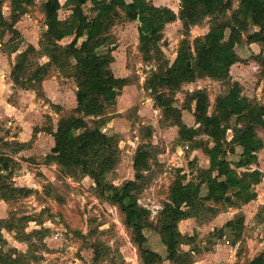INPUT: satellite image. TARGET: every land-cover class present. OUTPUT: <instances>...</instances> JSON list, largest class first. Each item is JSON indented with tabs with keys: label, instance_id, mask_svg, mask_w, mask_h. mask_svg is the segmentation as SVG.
Segmentation results:
<instances>
[{
	"label": "rangeland",
	"instance_id": "1",
	"mask_svg": "<svg viewBox=\"0 0 264 264\" xmlns=\"http://www.w3.org/2000/svg\"><path fill=\"white\" fill-rule=\"evenodd\" d=\"M7 1L10 0H3L2 11ZM99 1L104 0H88L82 6L87 17L92 18L101 8ZM148 1L156 7H168L178 13L180 0ZM236 6L237 1L233 0L232 8ZM29 12L40 24L44 22L37 16L38 7H32ZM231 12L228 11L223 17H229ZM60 14L68 16L65 7ZM52 21L57 20L53 18ZM212 22L210 17H205L187 29L179 19L165 24L158 49L155 48L151 58L145 60L138 48V22L127 20L119 12L106 32L108 43L101 51H111L113 62L110 69L114 76L126 78L127 84L114 103L104 106L102 115L97 113L98 102L95 100L90 101L84 113L77 112V105L70 107L76 83L69 75L57 74L58 68L55 66L50 67L43 79L57 76L52 84L49 83V87H52L49 91L43 90L42 81L40 85L35 84L34 89H22L15 85L12 92L3 91L9 80L0 75V154L11 156L9 181L13 187L30 189L26 196L22 192H14L7 200L0 199V221L12 228L1 229L0 246L3 253L12 257L24 255L20 257L19 264H142L135 235L125 226L123 215L109 201L107 193H102L94 180L82 175L78 169L66 171L55 161L45 163V157L50 154L54 143V137L47 129L55 132L60 120L78 113L82 114L90 127L107 121L103 127L95 130L99 139L111 137L116 148V162L106 174V181L120 187L124 195L130 183L135 181L139 187L135 193L137 202L150 212V220L155 223L168 197L171 183L180 177H184V181L197 182L200 180L199 170L209 167V158L202 148H193L182 141L177 126L165 122L144 82L152 72L161 70L165 62L168 65L173 62L183 38L193 41L200 37L205 40ZM256 30L258 28L251 24L247 25V30H241V43L234 46L241 60L230 67L228 79L198 78L183 83L173 94L175 105L179 108L186 100L190 101V109L182 108L181 112L182 120L187 125H195L194 114L209 115L215 97L227 92L233 81L241 85L243 95L264 104V68L255 58L261 54V45L246 41L247 33ZM41 31L40 28L39 33ZM11 37L15 43L24 40L17 34ZM68 39H64V43ZM230 48L228 44H221L210 51L220 53ZM27 59V71L22 74L26 84L31 72L45 63L44 58L34 53L28 55ZM56 83L65 86L66 93L62 98L66 106L61 107V104H57L59 101L52 100L46 93H55ZM197 91L199 94L189 99ZM147 131L151 133L149 136ZM252 134L249 129H244L242 137L235 144L252 142ZM232 135L233 131L229 129L227 140ZM255 136L262 142V147L257 152V163L249 167L259 169L263 174L261 181L254 186L256 198L239 207L219 208L215 216L206 211L202 218L199 211L201 217L178 223L185 235H193L191 243L180 246L181 251H184L183 247L190 246L195 250L202 247V252L211 253L207 258L202 257V264H245L264 249V221L259 216L264 206V131L257 130ZM16 137L25 142L17 144ZM195 139L202 142L207 137L200 134ZM140 145L150 153L149 168L143 172L141 179L136 180L132 164L136 148ZM240 151L235 146V153L227 158L235 161ZM210 189L213 190L214 186ZM239 215H243L244 220L238 239L229 228L219 237L217 230L227 220L236 219ZM144 234L147 237L144 247H154L155 239H159L156 231L145 229ZM163 242L168 243L166 238ZM188 258L185 257L186 260ZM169 264L173 263L169 261Z\"/></svg>",
	"mask_w": 264,
	"mask_h": 264
},
{
	"label": "trees",
	"instance_id": "2",
	"mask_svg": "<svg viewBox=\"0 0 264 264\" xmlns=\"http://www.w3.org/2000/svg\"><path fill=\"white\" fill-rule=\"evenodd\" d=\"M87 1L65 0L62 6L71 10L69 17L62 21L48 22V28L41 36L40 51L28 45L18 55L10 72L14 85L22 89H34L35 84L40 85L48 75L50 67H57L60 73L71 76L76 83L75 109L79 113H84L90 101L95 100L98 102L97 113L102 115L104 106L114 103L127 84L126 78L114 76L110 69L113 62L111 51H101L108 43L106 32L119 12L127 20L138 22V48L145 60L151 58L155 48L158 49L157 44L162 38L165 24L179 19L187 29L205 17L213 21L205 40L200 37L193 41L183 38L173 62L170 65L165 62L161 70L152 72L144 82L165 122L177 126L179 138L193 148H202L209 158V167L199 170L200 180L197 182L184 181V177H180L171 183L168 197L155 223L150 220V212L137 202L135 193L139 187L135 181L130 183L125 195L120 187L106 181V174L116 162V148L111 137L99 139L95 130L103 127L107 121H100L90 127L82 114L78 113L60 120L55 132L47 129L54 137V143L50 154L45 157V163L55 161L66 171L78 169L82 175L91 177L102 193H107L109 201L123 215L125 226L135 235L142 264H161L167 260L173 264H191L190 252L181 251L180 246L191 243L193 237L181 234L178 223L192 217L199 218L201 212L203 218L206 211L215 216L219 208L239 207L256 198L254 186L261 181L263 174L261 170L249 166L257 163V152L262 147L255 133L259 129L264 131V104L243 95L241 85L233 81L227 92L215 97L211 113L194 114V124L197 126H190L182 120L181 113L182 108L190 109V101L186 100L183 107L179 108L175 105L173 94L183 83L198 78L228 79L230 67L241 60L234 46L241 43V30H247L249 24L258 30L247 33L246 41L261 45V54L255 58L264 68V0H236L235 9L232 8L233 0H180L178 13L168 7H156L148 0H104L99 1L101 8L92 18L87 17L82 8ZM31 2L13 0L12 5L18 13L6 19L1 10L3 0H0V32L11 29L12 23L25 12ZM59 8L58 0H47L42 5L46 15L55 13ZM228 11H232L231 15L224 18L223 15ZM68 35H73L72 40L60 44L59 41ZM221 44H228L231 48L220 53L210 51ZM32 53L45 55L49 60L31 72L26 84L22 74L27 71V58ZM198 94L199 91L195 92L189 99ZM229 129L233 135L227 140ZM244 129L254 133L253 141L236 145L235 141L242 137ZM150 134L147 131V135ZM200 134L207 139L197 142L195 137ZM235 146L241 151L238 159L230 161L227 156L235 153ZM149 158L150 153L143 145L136 148L132 164L136 180L141 179L143 172L148 170ZM10 161L9 155L0 154V199L4 200L9 199L14 192H22L25 196L30 193V189H16L9 181ZM212 185L213 190L210 189ZM261 210L262 215L260 211L259 216L264 221V206ZM243 220L244 216L239 215L236 219L226 221L217 230L218 236L222 237L225 229L229 228L238 239ZM2 223L0 221V236L2 228L12 229L10 225L4 226ZM145 229H152L159 235L160 241L156 238L154 247H144L147 241ZM164 238L168 243L163 242ZM1 248L0 264H19L20 257L24 256L20 254L12 257L3 253ZM185 257L189 258L186 260ZM245 264H264V249Z\"/></svg>",
	"mask_w": 264,
	"mask_h": 264
},
{
	"label": "crops",
	"instance_id": "3",
	"mask_svg": "<svg viewBox=\"0 0 264 264\" xmlns=\"http://www.w3.org/2000/svg\"><path fill=\"white\" fill-rule=\"evenodd\" d=\"M46 1L47 0H32L31 4L26 6L25 12L20 14L18 16V18L12 23V28L11 29H5L2 32H0V75H3V78H7L9 80L5 84L3 91L9 90L12 92L14 90L15 85L13 84V82L10 78V72L12 70V66L14 65V63L18 59V55L20 53H22L27 48L28 45H32V46H34L36 51H40L41 36L46 31V29L48 28V22H51L53 20V18H56L57 21L65 20L69 17V15L71 13V10L69 8L62 6L64 4L65 0H58L61 8H59L55 13H53L51 15H46L42 10V5ZM12 2H13V0L7 1L5 3V8L2 11V14L6 19H9L11 15L18 13L17 10L13 7ZM32 7L33 8L38 7L37 14H39V15H37V16L39 19H43L44 22L42 24H40L39 21L36 18H34L31 15V13L29 12L32 9ZM63 7H65V9L68 11L67 17L62 16L60 14ZM34 26H37V28H34ZM40 28L42 29V31L39 33ZM15 34L19 35L20 38L24 39V40H22L18 43L16 41V43H15L11 37L12 35H15ZM38 35H39V37H38ZM66 38H69L68 39L69 41H66L64 43V39H66ZM72 38H73V35L65 36L59 41V43L62 45L67 44L72 40ZM38 57L44 58L45 62H47L49 60L48 57L45 55H38ZM58 73L60 74V71L57 69V74ZM55 77H57V76L54 75V78ZM53 79H48L45 81L42 80L43 90L49 91L50 88H52V87H49V83L52 84ZM60 79L64 80V78H60ZM64 87L65 86L62 83H60V84L56 83L55 93H53L52 95H49V92H46L48 94L49 98H51L52 100L55 99V100L59 101V103H57V104H59V105L61 104L60 105L61 107L66 106V104L64 102V97L62 98V95L66 93V91L64 90ZM75 89H77V88L75 87ZM75 89L74 90L71 89L73 97L70 101V104H71L70 107H73V108L77 105L76 98H75ZM18 92L21 94L23 93L22 91H18ZM59 93H60V95H59ZM16 140L21 144H23L25 142V141H23V139H20V137H16ZM192 218H188V219H185L182 221H184L185 223L191 222L190 220ZM178 229H179V227H178ZM179 231L181 234L185 235L184 231H181L180 229H179ZM186 236H193V235H186ZM182 245H185V244H182ZM186 245H188V244H186ZM182 249L185 252H190V254L192 255V263L191 264H202V261L204 262V260H202V257L207 258L211 254V253H207L208 251L202 252V247L200 248V250L199 249L195 250L194 248H191L190 246L189 247H183ZM193 255H195V256L193 257ZM162 264H169V261L168 260L164 261ZM223 264H231V263H223Z\"/></svg>",
	"mask_w": 264,
	"mask_h": 264
}]
</instances>
